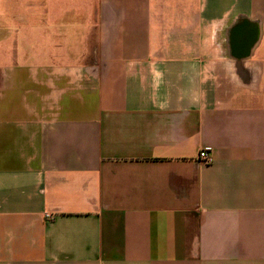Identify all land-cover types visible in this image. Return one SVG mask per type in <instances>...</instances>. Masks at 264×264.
<instances>
[{
    "label": "crops",
    "instance_id": "obj_1",
    "mask_svg": "<svg viewBox=\"0 0 264 264\" xmlns=\"http://www.w3.org/2000/svg\"><path fill=\"white\" fill-rule=\"evenodd\" d=\"M0 264H264V0H0Z\"/></svg>",
    "mask_w": 264,
    "mask_h": 264
},
{
    "label": "built area",
    "instance_id": "obj_2",
    "mask_svg": "<svg viewBox=\"0 0 264 264\" xmlns=\"http://www.w3.org/2000/svg\"><path fill=\"white\" fill-rule=\"evenodd\" d=\"M198 160L202 164H210L213 161L212 156L205 150H201L198 154Z\"/></svg>",
    "mask_w": 264,
    "mask_h": 264
}]
</instances>
